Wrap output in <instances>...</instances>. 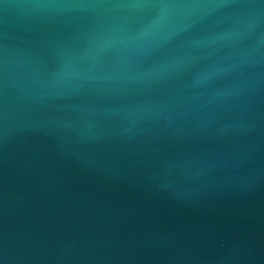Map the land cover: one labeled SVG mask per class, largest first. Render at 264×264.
Masks as SVG:
<instances>
[{"label":"water","instance_id":"obj_1","mask_svg":"<svg viewBox=\"0 0 264 264\" xmlns=\"http://www.w3.org/2000/svg\"><path fill=\"white\" fill-rule=\"evenodd\" d=\"M0 264H264V0H0Z\"/></svg>","mask_w":264,"mask_h":264}]
</instances>
